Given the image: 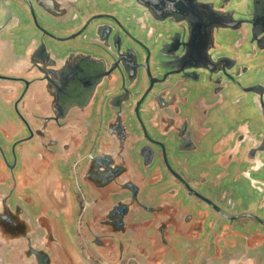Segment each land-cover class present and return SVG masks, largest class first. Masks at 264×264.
Masks as SVG:
<instances>
[{
  "label": "flooded vegetation",
  "instance_id": "af4514ba",
  "mask_svg": "<svg viewBox=\"0 0 264 264\" xmlns=\"http://www.w3.org/2000/svg\"><path fill=\"white\" fill-rule=\"evenodd\" d=\"M189 1L0 0V264H264V0Z\"/></svg>",
  "mask_w": 264,
  "mask_h": 264
},
{
  "label": "water",
  "instance_id": "95a60500",
  "mask_svg": "<svg viewBox=\"0 0 264 264\" xmlns=\"http://www.w3.org/2000/svg\"><path fill=\"white\" fill-rule=\"evenodd\" d=\"M137 1L139 3L146 4V6L151 8V9H152L153 6L159 8L155 4V2H158L160 5H162V0H155V1H153V0H137ZM164 1L166 2V4H168L170 2V0H164ZM194 1L195 0L189 1L187 4L193 6L194 5ZM154 48L158 49L159 48V44L156 43ZM155 57L156 56H154L153 58H155ZM149 60H150V58H149ZM156 63H157V59H154L153 62H152V66H156ZM104 64H105V66L109 67V64L106 61H104ZM136 68H137V74H141V76L143 77V80H144L143 89H146L147 80L151 81V85H154L156 82H158V80L156 78H153V75H152V72H151V66H149V63H147V60L145 61L144 64H139V58L137 57V66H136ZM138 70H139V73H138ZM136 78H137V83H138V75H137ZM146 97H147V91H146V93L142 96V98L138 102L139 103L142 102Z\"/></svg>",
  "mask_w": 264,
  "mask_h": 264
},
{
  "label": "rangeland",
  "instance_id": "374dc122",
  "mask_svg": "<svg viewBox=\"0 0 264 264\" xmlns=\"http://www.w3.org/2000/svg\"><path fill=\"white\" fill-rule=\"evenodd\" d=\"M259 58L257 59V63L256 64H262V63H264V56H262L261 57V55L260 56H258ZM261 67V71L264 73V66H260ZM65 174V173H64ZM66 175V174H65ZM67 175L68 176H70V173L69 172H67ZM246 184H245V186L247 187V188H249V182H245ZM250 189V188H249ZM221 191H223L222 189H221ZM254 191V190H253ZM242 195H244V194H246V192H242L241 193ZM254 194L255 195H257V193H256V191H254ZM233 200H235L234 199V197H232V201ZM251 209H254L256 212V214H258L259 213V211H258V209L257 208H255L254 206H252V208ZM236 210L237 211H239V207H237L236 208ZM61 221L63 222L64 221V218H61ZM64 223H67V221L65 220V222ZM65 225V224H64ZM70 238H71V242H74L76 245H77V247H78V250H76V252H79V255H80V257L82 258V260H83V262L84 263H86V261H85V255H83L84 254V252L81 250V248L79 247L80 246V241L77 239V237H75V236H70ZM73 239H75L74 241H73ZM76 247V248H77Z\"/></svg>",
  "mask_w": 264,
  "mask_h": 264
},
{
  "label": "crops",
  "instance_id": "0c3cea01",
  "mask_svg": "<svg viewBox=\"0 0 264 264\" xmlns=\"http://www.w3.org/2000/svg\"><path fill=\"white\" fill-rule=\"evenodd\" d=\"M26 159H27L28 161H30V158H29V157H27Z\"/></svg>",
  "mask_w": 264,
  "mask_h": 264
}]
</instances>
